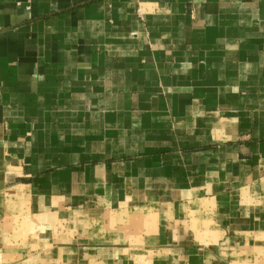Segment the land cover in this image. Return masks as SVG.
Returning a JSON list of instances; mask_svg holds the SVG:
<instances>
[{
    "label": "crops",
    "instance_id": "0c3cea01",
    "mask_svg": "<svg viewBox=\"0 0 264 264\" xmlns=\"http://www.w3.org/2000/svg\"><path fill=\"white\" fill-rule=\"evenodd\" d=\"M0 264H264V0H0Z\"/></svg>",
    "mask_w": 264,
    "mask_h": 264
}]
</instances>
